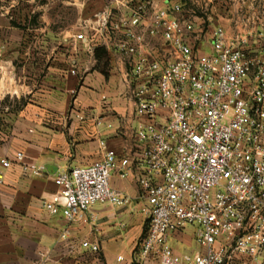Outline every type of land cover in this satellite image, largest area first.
<instances>
[{"label":"built area","instance_id":"obj_1","mask_svg":"<svg viewBox=\"0 0 264 264\" xmlns=\"http://www.w3.org/2000/svg\"><path fill=\"white\" fill-rule=\"evenodd\" d=\"M115 1L129 14L113 20L105 13L95 29L109 38V46L129 65L126 82L138 118L133 152L145 169L138 181L147 200L142 212L149 221L139 260L244 264L247 259L260 264L264 31L258 32L254 51L250 38H232L223 27L204 38L203 23L197 24L195 15L186 16L179 1L164 0L163 5L153 0ZM75 39L92 47L84 31ZM24 158L17 152L14 161L2 159L1 164L8 168L15 162L27 172ZM129 163L130 157L119 160L108 150L100 160L57 174L59 191L46 207L71 222L93 225L90 211L96 203L128 202L110 179ZM121 175L127 174L122 170ZM157 176L160 182L154 180ZM187 226L194 227L195 241L204 249L192 257L177 253L170 244L171 234ZM81 247L93 255L100 251L99 242L85 240Z\"/></svg>","mask_w":264,"mask_h":264},{"label":"crops","instance_id":"obj_2","mask_svg":"<svg viewBox=\"0 0 264 264\" xmlns=\"http://www.w3.org/2000/svg\"><path fill=\"white\" fill-rule=\"evenodd\" d=\"M153 1L164 4V0ZM62 2L76 11L71 25L58 24L49 14L50 0L44 4L41 0H0V7L8 8L5 13L16 16L29 3L36 17L27 26L0 23L2 30L18 36L16 54L27 63L19 79L29 81L13 89L18 99L27 102L12 112L7 131L0 120V264H159L153 257L147 262L138 258L149 221L142 212L147 200L138 181L145 169L133 152L138 118L126 82L128 61L95 29L105 13L117 20L129 10L115 0ZM210 10L211 28L205 30L204 38L223 27L232 38H250L252 49L258 50L255 41L258 32L264 31V0H215ZM200 20L194 17L197 24H202ZM77 30L91 38L92 47L76 41ZM4 92L0 89V94ZM108 150L115 151L119 160L130 157L129 165L120 167L110 179L128 202L96 203L90 211L93 225L52 214L45 203L53 201L59 191L56 175L100 160ZM17 152L24 154L27 172L15 162L8 168L2 166V159L14 161ZM40 167L38 174L33 172ZM154 180L160 182L161 177ZM85 240L99 242V253L85 251L81 247ZM170 244L177 253L190 257L204 251L195 241L192 226L172 233ZM120 255L121 262L117 260ZM244 264L257 263L244 259Z\"/></svg>","mask_w":264,"mask_h":264},{"label":"rangeland","instance_id":"obj_3","mask_svg":"<svg viewBox=\"0 0 264 264\" xmlns=\"http://www.w3.org/2000/svg\"><path fill=\"white\" fill-rule=\"evenodd\" d=\"M46 0H41V3L44 4ZM173 2L177 0H171ZM178 2V1H177ZM183 4L184 14L186 16L195 15L198 18H202L200 20L203 23L205 30L209 31V21L207 20L210 17V7L215 2V0H179ZM29 3L23 4V8L20 11V15L16 16L14 14L5 13V9L0 7V23L2 21H6L10 25L17 24H27L30 22L34 24L36 21V17H34L35 12L32 13V10L29 8ZM52 6L49 14L58 22V24L62 25H71L76 21V11L74 8L65 6L62 0H50L49 3ZM2 10V11H1ZM193 19V17L191 18ZM216 19V18H215ZM12 30H2L0 28V89H4V93L0 94V120H2L1 124L5 131L10 126L12 112L18 110L24 104H26L24 98H17V94H14L13 89H18L19 84H24L23 78L19 79L22 69L27 63H25L17 54V46L14 45L18 39L17 35L12 34ZM4 33V36L2 35ZM76 33H80V30L76 31ZM9 42L6 45L4 42ZM205 45V44H204ZM206 46V45H205ZM208 46H206L207 48ZM2 112V113H1ZM2 115V116H1ZM148 260H145L147 262Z\"/></svg>","mask_w":264,"mask_h":264}]
</instances>
